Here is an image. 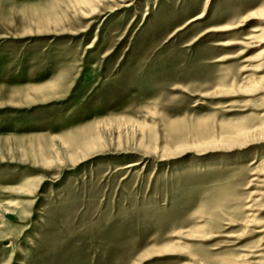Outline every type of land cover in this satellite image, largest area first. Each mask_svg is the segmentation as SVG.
Listing matches in <instances>:
<instances>
[{
  "label": "rangeland",
  "instance_id": "obj_1",
  "mask_svg": "<svg viewBox=\"0 0 264 264\" xmlns=\"http://www.w3.org/2000/svg\"><path fill=\"white\" fill-rule=\"evenodd\" d=\"M0 264H264V0H0Z\"/></svg>",
  "mask_w": 264,
  "mask_h": 264
}]
</instances>
